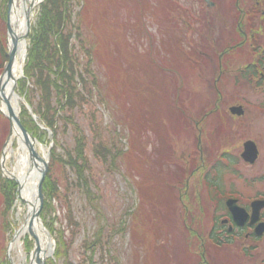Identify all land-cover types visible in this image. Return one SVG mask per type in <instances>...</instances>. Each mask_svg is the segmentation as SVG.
<instances>
[{
	"label": "rangeland",
	"instance_id": "rangeland-1",
	"mask_svg": "<svg viewBox=\"0 0 264 264\" xmlns=\"http://www.w3.org/2000/svg\"><path fill=\"white\" fill-rule=\"evenodd\" d=\"M8 3L0 0V77ZM26 3L30 26L11 91L47 164L39 215L51 249L43 264H264V230L257 236L244 226L226 235L222 221L236 193L248 220L263 223L264 200L252 199L264 195V182L242 159L240 134L255 136L264 112L246 106V120L236 104H262L264 93L225 72L243 65L227 52L249 46L245 36H227L238 23L236 7L256 5L249 12L256 24L264 0ZM239 19L247 33V13ZM11 131L0 107V159ZM256 136L264 153V134ZM9 144L0 162V264L20 262L21 251L29 264L32 228L21 248H10L27 207L17 203L19 183L8 171L18 144Z\"/></svg>",
	"mask_w": 264,
	"mask_h": 264
},
{
	"label": "flooded vegetation",
	"instance_id": "flooded-vegetation-1",
	"mask_svg": "<svg viewBox=\"0 0 264 264\" xmlns=\"http://www.w3.org/2000/svg\"><path fill=\"white\" fill-rule=\"evenodd\" d=\"M237 6V5H236ZM240 6V5H239ZM239 6L236 7L237 12H236V16L238 19V23L236 22L235 24V29L230 30V32L228 31L227 36L231 39L234 40L238 39L239 36L243 37L245 36V42H249V46L247 48L246 44H236L234 47L235 48H231L230 51L227 52V54H230V58H233V60H235V58H238V62L241 61L243 62V65H239V71L235 72V73H227L226 74L230 75L229 77H233L236 78L237 76H240L247 85L250 86V88L252 90L254 89H258L261 92L264 93V19L259 20L256 24L254 20H251V18L249 17V12L252 11L250 14L255 13V11H257V9L255 8L256 5H253V3H246L244 4V8L241 9ZM244 12L247 13V21L249 23V28L247 27V30H245L247 33L249 32V34L245 33L244 31H242V23L240 22L239 17H242L244 15ZM246 22V21H245ZM245 24V23H243ZM249 29V31H248ZM233 34V35H231ZM229 45H231L230 43L226 45V47H228ZM230 48V47H228ZM244 55H248V59H245L246 62H244V59L242 58ZM243 59V60H242ZM249 60V61H248ZM203 64V62H202ZM227 64H229V62H227ZM221 67V64H220ZM259 78H258V77ZM254 78H257L258 80H254ZM222 81H224L222 79ZM252 84V86H251ZM243 86H245V84H242ZM264 96L262 97V104L260 103H256V102H249L247 103L246 101L244 102L242 101V104H236V111L239 112V114L243 115V118H246V120L248 119V115H249V110L247 109L246 106H250L251 111L257 112V113H262L264 112ZM231 106L228 107V110L230 112H232V110H230ZM235 113V112H234ZM203 116L205 117L206 115L203 114ZM244 122H241L240 124L247 129L246 126V122L245 119L243 120ZM207 121H205L206 123ZM204 123V124H205ZM219 124V123H218ZM245 125V126H244ZM204 127V125H203ZM202 127V129H203ZM255 134V136L258 133H263L264 134V126L258 130V132H253ZM252 134V133H251ZM248 131L246 130H241V134L242 136H244L246 139L244 140L245 142V146L243 147V151L241 153V157L242 159L246 162L249 163L251 168H255L253 174V177L256 178L260 181V182H264V172L261 171L264 170V153L262 152V146L260 143L259 138L256 136L251 135ZM243 143V141H242ZM204 149V148H203ZM210 151V150H208ZM227 150H219V154L221 155H230L228 152H226ZM212 153V152H211ZM205 158H208L209 152H205ZM232 156V154L230 155ZM234 156V154H233ZM234 160L232 157L230 158H226V162L229 163L230 160ZM206 161V160H204ZM235 161V160H234ZM232 163V162H231ZM216 179V178H215ZM217 180V179H216ZM233 198H237L238 202H239V197L236 193L232 194ZM252 200H264V195L263 194H259L257 196H255ZM245 207V206H244ZM247 210H249L247 207H245ZM263 209V208H262ZM264 210V209H263ZM227 223L230 224L232 227V229L235 231L237 230L236 228L238 227V225L233 221L232 217L230 216V218H226ZM260 220L264 221V212L261 211L260 213ZM246 226V228H249L253 231L255 224L250 225V222L246 221V223L242 226L244 227ZM245 228V229H246Z\"/></svg>",
	"mask_w": 264,
	"mask_h": 264
},
{
	"label": "bare ground",
	"instance_id": "bare-ground-1",
	"mask_svg": "<svg viewBox=\"0 0 264 264\" xmlns=\"http://www.w3.org/2000/svg\"><path fill=\"white\" fill-rule=\"evenodd\" d=\"M33 3H35V0H30ZM28 3V2H27ZM26 0H12L11 6H10V18L9 23L11 26V29L13 31V35L20 36L23 34L25 30L26 25V11L30 9V7L27 5ZM8 42H11V38L9 36ZM25 52V41H20L17 45V54H16V60L13 65V70L11 75H4L1 80V86L3 87V93L6 97H8L9 102L13 108V111L15 115L18 113V100L17 96L11 93V87L13 84V78L17 76L18 72H20L21 69V62L23 60V54ZM3 95V96H4ZM1 108L4 112L6 111L5 105L1 104ZM12 126V131L10 135V141L14 138L17 141L18 144V150L19 153L16 156V163L14 164L13 170H8L10 173H14L15 177L18 180L19 183V198L17 199V203L21 202L22 199L25 201V205L27 207L26 210V220L20 227H17L15 230V235L12 241L10 242V248L13 250L15 247L21 248L22 245V239L24 238L25 234L29 232V222L31 220L33 210L36 208L37 205V181L39 177V168L36 166L31 165L28 159V152L26 149L24 138L22 137L19 128L15 123ZM8 140L6 146H5V152L9 151V143ZM5 154V156H7ZM4 156V159L6 157ZM32 236L36 237L39 244V253L38 256H36V252H32V255L29 257V264H37L35 262V256L36 257H44L49 253V250L51 249V241L49 240L48 233L45 232L43 225L41 221L35 220L32 225ZM21 257L20 262L16 261L13 264H23L21 262L22 259H24V251L22 253L21 251Z\"/></svg>",
	"mask_w": 264,
	"mask_h": 264
},
{
	"label": "water",
	"instance_id": "water-1",
	"mask_svg": "<svg viewBox=\"0 0 264 264\" xmlns=\"http://www.w3.org/2000/svg\"><path fill=\"white\" fill-rule=\"evenodd\" d=\"M11 3H12V0H9V3H8V7H9V18H10V6H11ZM33 8V6L31 5L30 9L26 11V32L20 36H15L13 35V31L11 29V26H10V23H9V18H8V31H9V36L11 38V42L9 44V49H8V61L5 65V68H4V71L0 77V98L1 100L3 101L4 105H5V108H6V111L7 112H4V114L8 117L9 121H10V126L12 128V126L14 125L13 123H15L17 125V127L19 128L20 130V133L22 135V137L24 138V141H25V145L27 147V152H28V159H29V162L31 163V165L33 166H36L37 168H39V177H38V184H37V205H36V208L33 210V213H32V216L31 217V220L29 222V229L31 230L32 228V225L34 223L35 220H38V221H41L40 219V215H39V211H40V208H41V204H42V195H41V185H42V181L45 177V174H46V169H47V164H46V161L41 157V155L37 152L35 146H34V143L36 142V139L23 127V125L21 124L20 122V119L17 115H15L14 111H13V108L9 102V99L8 97H6L3 93V87L1 86V80L3 78L4 75H11L12 73V70H13V65H14V62H15V58H16V54H17V45L19 44L20 41H24L26 35H27V32L29 31V26H30V23H29V19H28V15H29V12L31 11V9ZM13 82H14V78H13ZM12 93V91H11ZM4 95V96H3ZM4 152H5V148H4ZM4 152L2 153V158H1V165L3 166V161H5L4 159ZM18 189H19V186H18ZM24 199H22L23 201ZM42 223V222H41ZM264 230V226H259V228L256 229V232L258 234H261L262 231ZM31 233L32 230H31ZM35 238V245L31 251V254L32 255V252H36V256H38V253H39V244H38V240L37 238L34 236ZM35 256V262L37 264H43L44 263V260L43 258L45 257H36Z\"/></svg>",
	"mask_w": 264,
	"mask_h": 264
},
{
	"label": "trees",
	"instance_id": "trees-1",
	"mask_svg": "<svg viewBox=\"0 0 264 264\" xmlns=\"http://www.w3.org/2000/svg\"><path fill=\"white\" fill-rule=\"evenodd\" d=\"M45 3H46V1H45ZM46 5H47V4H46ZM46 5H45V4H41V6H40L41 9H44V7H45ZM41 12H42V10H41ZM5 60H6V59H5ZM54 61H55V60H54ZM62 70H63V69H62ZM48 123L50 124L51 122H48V121H47V124H48ZM49 124H48V126H49ZM27 128H28V126H27ZM27 130H28V129H27ZM5 181H6V183L8 182V180H5Z\"/></svg>",
	"mask_w": 264,
	"mask_h": 264
}]
</instances>
